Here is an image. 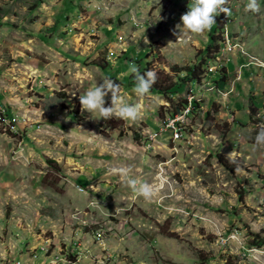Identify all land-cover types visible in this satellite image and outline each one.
Returning <instances> with one entry per match:
<instances>
[{"label":"rangeland","instance_id":"1","mask_svg":"<svg viewBox=\"0 0 264 264\" xmlns=\"http://www.w3.org/2000/svg\"><path fill=\"white\" fill-rule=\"evenodd\" d=\"M37 1L0 0V264H68L77 246L74 264H264V0L258 14L228 0L233 29L217 19L202 34L176 27L189 0ZM218 32L245 50L216 62ZM138 60L163 82L192 67L199 79L137 97ZM105 77L140 119L81 110ZM190 94L187 134L172 140L165 122ZM114 166L157 195L137 198Z\"/></svg>","mask_w":264,"mask_h":264},{"label":"clouds","instance_id":"2","mask_svg":"<svg viewBox=\"0 0 264 264\" xmlns=\"http://www.w3.org/2000/svg\"><path fill=\"white\" fill-rule=\"evenodd\" d=\"M227 3L228 0H189L188 11L180 16L181 24H177L176 27L180 32L182 29L185 34H202L205 31H210L216 23L215 17L217 15L223 13L229 16L231 14V9L225 6ZM260 10V0H247L246 12L258 14ZM128 72L135 77L133 91L136 96H147L156 82V72L148 69L142 73L134 63L129 65ZM100 81L90 87L84 94H79V104L82 111L86 110L90 114L96 113L97 115L93 117L95 119L108 120L115 118L135 122L141 118V105L129 103L121 95V87L115 80L105 77ZM109 94L110 103L106 106L105 97ZM254 140L255 145H264V124L259 126ZM229 162L236 163L234 155L229 156ZM110 171L113 175H117L137 198L142 197L146 201H151L157 195V189L154 185L145 180L133 178L131 175L132 169L129 166H114Z\"/></svg>","mask_w":264,"mask_h":264},{"label":"built area","instance_id":"3","mask_svg":"<svg viewBox=\"0 0 264 264\" xmlns=\"http://www.w3.org/2000/svg\"><path fill=\"white\" fill-rule=\"evenodd\" d=\"M225 6L231 9L229 2ZM217 19H225L226 30H231L232 21L234 20L232 9H231V14L229 16H226L225 14L220 13L219 15L215 17V20ZM218 34L221 36L222 47L219 49V52L213 57V59L216 62H219L223 60L224 58H227V56L231 52L232 53L238 52L239 54H241L242 50H245L243 49L241 42L239 40L238 41L225 40V32H218ZM246 65H248V63ZM208 71L212 72L213 69L209 67ZM194 100L195 98L192 95V100H185L184 106L178 112L173 114L171 117L167 118L165 122V128L168 129V132L170 133V137L172 138V140L182 139L185 137L184 135L187 134L185 130L190 121ZM100 237L101 235L99 234V238ZM78 248H79L78 246L76 248H71V254L67 252L65 255H63L67 259L68 264L75 263V260H69L67 256H73V257L75 256V259H76L77 256L80 254V251L78 250ZM55 258L58 259L57 254L55 255Z\"/></svg>","mask_w":264,"mask_h":264},{"label":"trees","instance_id":"4","mask_svg":"<svg viewBox=\"0 0 264 264\" xmlns=\"http://www.w3.org/2000/svg\"><path fill=\"white\" fill-rule=\"evenodd\" d=\"M43 0H38L37 2H35L31 9L34 10L37 5L42 2ZM219 20V19H218ZM219 23H220V20H219ZM213 28L212 29H217L218 27V24H217V21L216 23L212 26ZM215 52V51H214ZM95 65H98V66H101L100 64H97V63H94ZM203 65H204V61L203 59H201V62L198 64L197 68L200 70V68H203ZM137 66L139 67L140 71L143 73L144 71H146L147 69L145 68L144 65L140 64L139 60L137 61ZM103 66H101L102 68ZM174 69H176L177 67L176 66H173ZM183 71L185 70L186 72L184 73V75L178 79V82L175 81V82H163L161 81L159 78L156 79V82L155 84L152 86L151 90L150 91H155V92H158V93H161V94H165L167 97L170 95V94H173L177 91V88H180L179 84L182 83V85L184 84H187V86L192 83L193 81H195L196 79H199V74L200 73H196L195 72V67H192V68H182ZM179 72H177L178 74ZM170 80V78H169ZM128 85H134L135 86V77L134 75H130L128 77ZM192 95V94H190ZM184 99V98H183ZM185 100L182 102V105L178 106L177 108H175V110L173 111V114L178 112L185 104ZM189 100V99H188ZM196 104L195 100L193 101V105ZM55 106L54 102H49L47 107L45 108L46 110L48 109H51ZM217 158H218V161L224 165L226 168H231L232 165L229 164V162H227L228 160L226 158H224L222 155H219L217 154ZM46 161L48 164H54L55 165V162L49 158H46ZM57 166V165H56ZM235 168V167H234ZM240 195V200L239 201H242V194H239ZM68 258L70 256H67ZM73 257V256H72ZM75 258V256L73 257Z\"/></svg>","mask_w":264,"mask_h":264},{"label":"bare ground","instance_id":"5","mask_svg":"<svg viewBox=\"0 0 264 264\" xmlns=\"http://www.w3.org/2000/svg\"><path fill=\"white\" fill-rule=\"evenodd\" d=\"M224 23H225V19H224V21H223ZM225 30H226V24H225ZM99 235V234H98Z\"/></svg>","mask_w":264,"mask_h":264},{"label":"crops","instance_id":"6","mask_svg":"<svg viewBox=\"0 0 264 264\" xmlns=\"http://www.w3.org/2000/svg\"><path fill=\"white\" fill-rule=\"evenodd\" d=\"M231 29H233V24L231 25Z\"/></svg>","mask_w":264,"mask_h":264}]
</instances>
